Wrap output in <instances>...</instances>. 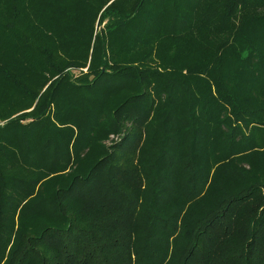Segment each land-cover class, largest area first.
<instances>
[{"label":"trees","instance_id":"16d2710c","mask_svg":"<svg viewBox=\"0 0 264 264\" xmlns=\"http://www.w3.org/2000/svg\"><path fill=\"white\" fill-rule=\"evenodd\" d=\"M0 120V264H264V0H0Z\"/></svg>","mask_w":264,"mask_h":264},{"label":"rangeland","instance_id":"374dc122","mask_svg":"<svg viewBox=\"0 0 264 264\" xmlns=\"http://www.w3.org/2000/svg\"><path fill=\"white\" fill-rule=\"evenodd\" d=\"M29 110H30V109H29ZM3 122H4V120H0V124H3ZM112 139L116 140V139H117V136L110 135V136H109V139H106V140H105V143H106V144L111 143V140H112Z\"/></svg>","mask_w":264,"mask_h":264}]
</instances>
